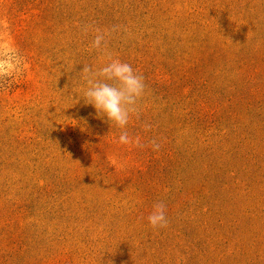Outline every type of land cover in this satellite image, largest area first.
Returning a JSON list of instances; mask_svg holds the SVG:
<instances>
[{
	"label": "rangeland",
	"instance_id": "1",
	"mask_svg": "<svg viewBox=\"0 0 264 264\" xmlns=\"http://www.w3.org/2000/svg\"><path fill=\"white\" fill-rule=\"evenodd\" d=\"M109 55L144 147L83 95ZM0 63V264H264V0H0Z\"/></svg>",
	"mask_w": 264,
	"mask_h": 264
},
{
	"label": "clouds",
	"instance_id": "2",
	"mask_svg": "<svg viewBox=\"0 0 264 264\" xmlns=\"http://www.w3.org/2000/svg\"><path fill=\"white\" fill-rule=\"evenodd\" d=\"M87 27L83 31L87 32ZM108 33L96 30L91 46L94 49H105L107 45L106 36ZM12 69L0 63V76H7ZM82 78L87 84L84 90V97L87 103L93 105L98 114L107 118L117 128L120 134L117 142L122 145L135 144L144 147L138 138L133 139L129 136L127 126L132 115L138 113L140 100L145 95L146 85L142 74L138 73L133 67L122 62L118 58L108 56V62L98 69H93L85 65L81 71ZM146 130L150 125H145ZM154 150H159L161 145L152 141ZM149 225L154 229L167 228L169 220L166 215V205L157 202L153 210L147 217Z\"/></svg>",
	"mask_w": 264,
	"mask_h": 264
}]
</instances>
